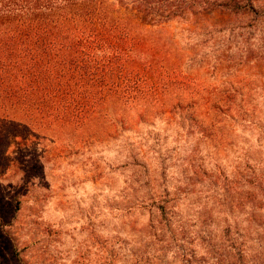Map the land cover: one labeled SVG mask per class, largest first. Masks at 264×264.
<instances>
[{
  "label": "rangeland",
  "instance_id": "rangeland-1",
  "mask_svg": "<svg viewBox=\"0 0 264 264\" xmlns=\"http://www.w3.org/2000/svg\"><path fill=\"white\" fill-rule=\"evenodd\" d=\"M194 10L163 26L230 108L81 141L2 125L0 264H264V0Z\"/></svg>",
  "mask_w": 264,
  "mask_h": 264
},
{
  "label": "trees",
  "instance_id": "trees-1",
  "mask_svg": "<svg viewBox=\"0 0 264 264\" xmlns=\"http://www.w3.org/2000/svg\"><path fill=\"white\" fill-rule=\"evenodd\" d=\"M256 2L0 0V128L81 141L110 113L122 122L187 114L212 128L231 105L186 72L185 52L163 24L197 8Z\"/></svg>",
  "mask_w": 264,
  "mask_h": 264
}]
</instances>
